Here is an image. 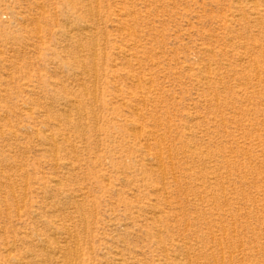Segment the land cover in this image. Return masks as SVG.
<instances>
[{
  "label": "rangeland",
  "instance_id": "rangeland-1",
  "mask_svg": "<svg viewBox=\"0 0 264 264\" xmlns=\"http://www.w3.org/2000/svg\"><path fill=\"white\" fill-rule=\"evenodd\" d=\"M59 245L264 264V0H0V264Z\"/></svg>",
  "mask_w": 264,
  "mask_h": 264
},
{
  "label": "bare ground",
  "instance_id": "bare-ground-1",
  "mask_svg": "<svg viewBox=\"0 0 264 264\" xmlns=\"http://www.w3.org/2000/svg\"><path fill=\"white\" fill-rule=\"evenodd\" d=\"M248 1H250V0H248ZM252 1V0H251ZM254 3V2H253ZM256 5V4H255ZM118 13V12H117ZM116 13V14H117ZM93 14V13H92ZM123 29V28H122ZM69 37V36H68ZM86 49V48H85ZM93 51V50H92ZM95 53V52H94ZM94 69V68H93ZM78 76V75H77ZM95 76V75H94ZM93 77V76H92ZM94 81V80H93ZM136 82V81H135ZM138 82V81H137ZM79 85V84H78ZM94 92V91H93ZM85 93V92H84ZM88 94V93H87ZM76 100V99H75ZM72 101V100H71ZM124 104V103H123ZM63 111V110H62ZM69 113V112H68ZM66 114V113H65ZM70 114V113H69ZM65 120H66V118H65ZM61 123V122H60ZM137 127V126H136ZM139 127V126H138ZM134 130V129H133ZM69 131V130H68ZM139 132H140V130H139ZM140 136V135H139ZM54 152V151H53ZM54 155V154H53ZM155 156H156V154H155ZM159 159V158H158ZM157 159V160H158ZM67 167V166H66ZM54 178V177H53ZM53 180V179H52ZM55 180V179H54ZM59 180V179H58ZM25 192V191H24ZM69 194V193H68ZM70 195V194H69ZM73 198V197H72ZM36 210V209H35ZM59 221V220H58ZM61 221V220H60ZM65 227V226H64ZM68 229V228H67ZM69 230V229H68ZM71 234V233H70ZM69 234V235H70ZM75 238V237H74ZM79 245V244H78ZM76 247H78V246H76ZM75 247V248H76ZM45 249V248H44ZM75 250V254L77 255V253H78V251H79V248H77V253H76V249H74ZM55 252L57 253V257L56 258H58V259H61L62 260V262L64 263V264H75V261L77 260L76 259V257L74 258V253H72L71 251L69 252V247H62L61 245H59L58 247H57V249L55 250ZM74 252V251H73ZM118 252V251H117ZM120 252V251H119ZM165 253V252H164ZM163 253V254H164ZM162 254V255H163ZM50 256V254L49 253H47V257H49ZM80 256V255H79ZM120 257H121V255H120ZM166 257V260H167V256H165ZM118 260H123L122 258H118ZM41 262H40V264H46V259H42V260H40ZM118 264V263H117ZM120 264H123L122 262H120ZM125 264V263H124ZM175 264V263H174ZM181 264V263H180Z\"/></svg>",
  "mask_w": 264,
  "mask_h": 264
}]
</instances>
